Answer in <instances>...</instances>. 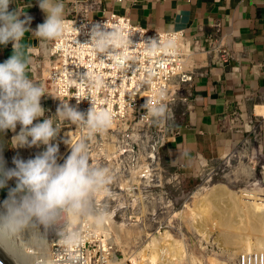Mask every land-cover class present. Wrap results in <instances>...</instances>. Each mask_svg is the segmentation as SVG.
Listing matches in <instances>:
<instances>
[{"label": "built area", "instance_id": "built-area-1", "mask_svg": "<svg viewBox=\"0 0 264 264\" xmlns=\"http://www.w3.org/2000/svg\"><path fill=\"white\" fill-rule=\"evenodd\" d=\"M73 8L72 15L66 19L80 32L70 24L69 31L62 38L39 42L31 50L32 64L28 76L34 82L41 83L45 93H51L61 100L71 98L69 103L72 106L77 105L74 96L91 98L98 109L107 108L112 112L113 122L105 133L92 137H88L86 129L68 124L67 131L72 132V138L63 133L62 139L66 137V140L75 143L82 137L87 138L90 159L103 167L110 166L112 161L119 167H125L131 158L140 159L141 154H145L147 160H156L159 149L180 133L177 127L178 108L183 105L190 108L192 104L194 78L202 75L199 68L203 65L197 63L195 57L201 54L208 58L217 53L220 60L226 62L230 56V40L219 34L218 26L215 33L205 40L198 37L190 39L183 31H165L141 26L126 14L114 11L105 14L99 4L76 0ZM94 12H102V15L94 16ZM104 21L109 28L119 26L131 37L134 44L119 54L101 59L103 57H99L90 46L79 43H85L89 39L88 31L92 23ZM76 37L79 43L75 42ZM153 37L159 38L161 46L154 51H148L145 40ZM169 41L171 45L165 47ZM86 71L102 74L106 86H89L81 78ZM147 99L163 104L166 115L160 119L147 115L143 108ZM59 103L58 99L47 94L41 98L45 115L49 117L56 113ZM90 106L87 99L78 105L79 110L85 112ZM53 119L55 123V117ZM42 120L43 117L40 118ZM63 127L64 121H61L58 129ZM19 131L18 124L16 132H11L14 135ZM15 149L17 158H34L32 147ZM112 197L113 192L106 187L95 196L97 207L104 210L98 200ZM112 227L107 220L100 227H96L90 220L84 221L80 225L84 237L81 243L65 254L58 242L52 240L48 260L55 261V264H65L70 255L73 259L69 264H145L143 254L128 262L120 257L115 248ZM165 250L163 248L161 253ZM238 262L264 264V251L243 253Z\"/></svg>", "mask_w": 264, "mask_h": 264}, {"label": "clouds", "instance_id": "clouds-1", "mask_svg": "<svg viewBox=\"0 0 264 264\" xmlns=\"http://www.w3.org/2000/svg\"><path fill=\"white\" fill-rule=\"evenodd\" d=\"M14 0H0V45L12 44V54L0 63V134L8 130L20 131L11 139L14 148L45 146V150L27 160L14 157V167H6L3 146L0 144V190L7 188V196L0 201V246L15 247L18 238H23L34 250L45 251L52 240L58 242L64 253L77 247L83 237L80 225L91 221L96 227L103 225L106 213L97 207L95 196L103 191L112 179L110 170L93 163L87 138L64 143L70 154L59 163V145L54 143L60 132L58 124L67 121L76 128L86 129L88 137L105 133L113 122L112 112L97 108L91 98L74 96L76 106L68 100H61L51 93H45L41 83L28 76L32 64V47L21 44L26 32H31L39 42L62 38L70 28L79 29L65 16L64 0H38L39 8L45 13V20L35 30L30 28L32 17L17 7L10 11ZM21 16L24 18L21 19ZM85 43L104 59L119 54L134 44L119 26L109 28L106 21L92 23ZM146 50L154 51L161 46L158 37L145 40ZM171 45V42L165 47ZM89 86L105 87L102 74L86 71L81 75ZM50 95L60 101L54 116H46L41 98ZM89 100L87 111L79 110L83 100ZM143 108L154 119L166 115V107L159 101L147 99ZM43 120L40 121V118ZM55 117V123L54 119ZM34 121H40L34 123ZM15 181L9 187V181ZM54 237V239H50ZM72 256L68 255L65 264ZM46 264H55L49 259Z\"/></svg>", "mask_w": 264, "mask_h": 264}, {"label": "rangeland", "instance_id": "rangeland-1", "mask_svg": "<svg viewBox=\"0 0 264 264\" xmlns=\"http://www.w3.org/2000/svg\"><path fill=\"white\" fill-rule=\"evenodd\" d=\"M263 102L264 95L255 105ZM253 110L251 108L246 112L245 118L250 127L242 142L224 158L202 167L196 175L186 177L172 168L164 158V147L159 149V156L154 161L147 160V156L141 154L140 159L131 158L125 167H119L113 161L110 166H104L110 170L112 177L106 187L113 192L114 197L98 202L105 213L113 215L111 233L115 248L123 260L128 262L143 254L145 264H168L169 256L183 251V257L176 264H213L215 261L214 264H239L240 256L245 253L241 248L254 244V240L251 242V237H247V240L243 236L246 240L238 241L241 246L225 243L220 236V227L215 225L218 210H214L213 219L210 217L212 221H204L202 214L208 207L211 210L208 198L214 186L220 185L228 190L221 202L223 210H229L243 191L264 198V116H260L264 115V104L256 109L260 115H255ZM68 124L64 121V127L58 129L60 134L54 141L59 145V161L62 163L70 154L69 146L64 143L67 138L62 139ZM14 135L10 130L0 134L2 154L8 168L14 167L12 160L17 157V151L11 143ZM32 148L33 157L45 150L44 145ZM8 185L14 187L15 181H9ZM7 191V188L0 190V201L6 198ZM237 207L240 208L236 201V212L242 216L241 209L238 211ZM231 213L234 214L229 210ZM238 214L236 222L239 226L243 224V217ZM17 245L24 249L21 239H17ZM179 246L183 249L178 250ZM173 247L177 249L174 251ZM163 248L166 250L162 254L160 251ZM169 250L172 252L168 253ZM156 253H159L157 258L154 257ZM151 256L154 257L152 261Z\"/></svg>", "mask_w": 264, "mask_h": 264}, {"label": "crops", "instance_id": "crops-1", "mask_svg": "<svg viewBox=\"0 0 264 264\" xmlns=\"http://www.w3.org/2000/svg\"><path fill=\"white\" fill-rule=\"evenodd\" d=\"M76 0H64L65 16L72 15ZM99 4L105 14H126L137 24L157 30L183 31L190 39L205 40L215 33L230 40V56L222 62L216 53L197 55L202 75L194 78L190 108H178L180 133L163 150L166 162L190 177L212 162L227 156L248 134L247 110L258 106L264 95V0H82ZM83 5V4H82ZM19 8L32 17L35 30L45 20L38 0H14L9 10ZM94 16L102 12H94ZM24 17L21 16V19ZM39 41L26 32L21 44ZM12 54V44L0 45V63ZM264 116V115H260Z\"/></svg>", "mask_w": 264, "mask_h": 264}, {"label": "bare ground", "instance_id": "bare-ground-1", "mask_svg": "<svg viewBox=\"0 0 264 264\" xmlns=\"http://www.w3.org/2000/svg\"><path fill=\"white\" fill-rule=\"evenodd\" d=\"M72 135L73 134L71 131L65 132V136H67L69 138H72ZM227 191H226V188H224L223 186H220V185L214 186L212 188L211 195L208 198V201H210L209 206L211 205L210 206L211 210H209V207L207 209H204L203 214H202V219L204 218V221L210 220V217H211V219H213L212 217L214 216L213 215L214 210L215 211L218 210L217 211V213L219 214L218 220L216 222L215 221L214 222H215V225H218L220 227V229H221L220 236L223 238L222 240H224L225 243L237 245L238 241L240 242L241 239L246 240L245 238H243V236H246V238L251 237V242L253 239L254 244H248L246 246L243 245V248H241V249H244L243 252L248 253V252H255V251H264V198L258 197L259 194L256 195V193L249 192V191H243L241 197L238 196V199L236 201H237V205L240 208L237 207L238 208L237 210L239 211L241 209L240 211L242 212V216L241 215L240 216L243 217L242 218L243 224L238 226V224L236 222V213L238 214L239 212H236V201H235V203H232L230 205V207L228 208L229 210L234 212L233 215H232V213L229 214V210H225V209L223 210L222 205H221V202H223V198L228 194ZM234 199H236V198H234ZM226 211H228V212H226ZM193 213H195V212H193ZM193 213H192V215H193ZM239 214H238V216H239ZM112 216H113L112 213H107L105 220L108 221V224L110 223L113 225ZM216 217H217V215H216ZM193 218H195V217H193ZM214 220H216V219H214ZM210 221H212V220H210ZM213 225H214V223H213ZM239 230H242V232ZM240 232H241V234L242 233L243 234L242 235L239 234ZM18 239L22 240L23 245H24V249L22 247L18 246L17 243H16V247L24 254V256L26 257V259L29 261L30 264H46V262L48 261V258H49L48 256H49L50 245H48L47 249L45 251H42V252L38 251V250H34L32 247V252H30L31 246H28L23 238H18ZM248 239L249 238H247V240ZM166 243H167V241H166ZM242 243L244 244L246 242H242ZM167 245L169 246V244H167ZM178 245L179 244H177V246ZM241 245L238 244V246H241ZM173 249H174V247H173ZM175 249H177V248H175ZM175 249H174V251H175ZM179 249H183V248H180V246H179L178 250ZM169 252L171 253L172 250L171 251L169 250L168 253ZM182 252H179V251H178V253L175 252V253H177V255L174 253V256H171L172 258L169 256L170 260H168L169 261L168 264H176V262L179 261L180 258L183 257ZM158 254L156 253L154 255V257L157 258L156 255H158ZM153 258L151 256V261ZM157 260H155V261H157Z\"/></svg>", "mask_w": 264, "mask_h": 264}, {"label": "water", "instance_id": "water-1", "mask_svg": "<svg viewBox=\"0 0 264 264\" xmlns=\"http://www.w3.org/2000/svg\"><path fill=\"white\" fill-rule=\"evenodd\" d=\"M0 264H30L24 254L16 247L0 246Z\"/></svg>", "mask_w": 264, "mask_h": 264}]
</instances>
